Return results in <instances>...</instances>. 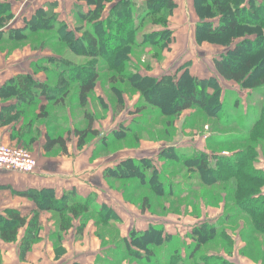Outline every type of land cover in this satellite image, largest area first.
Returning a JSON list of instances; mask_svg holds the SVG:
<instances>
[{"label":"rangeland","instance_id":"rangeland-1","mask_svg":"<svg viewBox=\"0 0 264 264\" xmlns=\"http://www.w3.org/2000/svg\"><path fill=\"white\" fill-rule=\"evenodd\" d=\"M71 1L74 6L78 4L75 0ZM174 1L176 3V0ZM179 1L180 4H175L176 7L171 11L163 9L156 17L151 18L145 15L144 0H131L135 5L136 24L139 26L136 31L137 45L131 48L130 58H128L125 67L123 66L118 71L124 72L126 68V72L129 74L138 72L152 78H161L162 75L169 73V76L177 79L181 78L183 73L188 72L189 75L198 80H212L220 93V106L208 116L195 107L182 112L180 115L163 114L157 108L161 101L157 94L154 95L157 93L154 87L146 89L142 95L128 87L127 81L122 86L117 85L116 81L120 73L116 72V69L111 70L108 65L109 62L106 61L100 63L97 60L94 65L95 72L99 75V82L96 85L98 94L94 93L89 96L84 106L78 104L73 91L75 87L70 84L69 93L67 92V98L64 101L65 114L52 109L57 118L55 125L65 124L60 128L63 131H71V136H73L72 132L75 129L83 130L86 128L88 123L85 119L86 115L89 114L93 117V127L98 136L96 138L90 137L83 149V151L92 152L91 162L95 160L93 162L96 163L97 167L100 169L104 167L103 169L108 170L107 167L112 165L113 167L110 169L119 168L122 162L126 160H147L146 162L150 163L151 169H157V171L164 169L166 180L174 187L172 188L173 194L165 195L160 192L163 195L158 197L154 191L140 187L136 178L115 177L107 179L105 170L103 173V192L108 199L112 200L113 205L115 204L114 210L117 211L115 213L119 218L118 223L108 222L103 231L104 237L100 239L97 224L89 219L86 221L84 233L81 236H78L73 230L67 238L66 246L70 252L65 258L76 255L87 257L97 252L96 256L99 257V261L95 258L96 263L102 264L107 256L118 259V254L115 253L116 248L124 255L120 241L124 238L122 237L124 230H126L127 235L125 237H127L130 231L142 232L137 231L134 227L146 226L152 221L158 220L163 228V225H173L176 231L186 233L181 238L174 235L173 242L170 244L171 249L178 247L180 257L186 264H194L196 261L207 264H264V261H260L264 257V251L260 250L261 253H258L256 247L242 237L250 229L245 222L248 219L244 214H238L232 199H224V194H222L220 200L215 203L209 202L207 205L194 201L192 204L189 203L192 201L191 197L199 196L200 191L203 190V186H205L203 177L200 174L197 176L195 171H187L188 169L184 167L173 165V167L167 168L170 161L167 160L166 156H163L165 150L174 147L178 153L184 154L182 156L191 157L194 154L204 153L208 155L211 163H214V158L217 155L230 157L236 153L233 151L251 145L248 141L249 130L260 117L261 110L264 109V86L257 89L242 88L234 82L221 78L213 67L214 59L225 56L230 49L246 43V40H254L255 36L235 37L228 46L225 45V42H228L231 36L221 40L218 44L210 43L204 39L206 36L203 33L198 34L197 25L202 21L195 14L193 0ZM250 1L243 0L244 6L247 7ZM254 1L264 5V0ZM0 4H8L13 14V18L8 21L7 27H3V31L0 30V38H7V33L3 34L4 30L14 29L11 24L15 17L17 20L21 19L25 5H22L20 0H0ZM62 5V10L69 8L68 0L67 2L64 0ZM74 6L71 14L69 13L70 20L67 21L65 18L64 23H70V25L65 24V28L68 27L67 29H71L74 34L76 32L79 36L86 30L87 25L84 22L83 26L81 21H78L74 14ZM109 6V3L104 4L107 9ZM144 15L145 17L142 19L141 17ZM140 19L142 20L140 21ZM161 19L164 22H160ZM208 20L218 25L225 19L216 16ZM162 30L168 33H163L161 37H158L155 32ZM150 33L156 36L148 37ZM35 36L41 40L33 41L31 37L17 43L5 44L0 42V68L11 67L12 69V63L15 62L14 68L28 69L29 64L34 61L36 63L31 65L33 73L35 71V73L41 74L43 82H47L48 76L49 82L55 85L57 79L53 65L46 63L47 59L53 60V58H48L49 55L57 56L55 58L58 60L73 66H84L87 70L93 63L86 56H75L57 40L46 45L40 43V41L54 37L47 31L40 32ZM157 38L160 39V43H152ZM119 64L118 62L116 67ZM192 73L197 74L193 76ZM123 86L125 90L122 89ZM123 90L125 93L123 92L121 95L120 91ZM179 96L181 97L180 92L177 95L173 94V98L168 101L169 106H172V103L174 104ZM119 123L128 124V127L119 128ZM22 127L21 125L17 133L14 132L16 134L13 133L15 137L20 133ZM129 128L135 129L134 132L130 134ZM36 133L39 135V130L36 129ZM114 133H118L120 137H116L117 140H112V143L110 141L108 144V139ZM26 136L23 134L22 138H17L18 140L9 146L23 147L31 153L36 161L37 158L30 149L31 145L27 146L24 142H20ZM71 143L77 151L81 152L82 149L77 148V137H74ZM259 145H261L259 148L256 147L257 154L253 167L264 172V143ZM58 155H61L58 150L51 153V156ZM127 185H130V189L125 188ZM261 190L263 191L264 187ZM90 196L95 199L94 195ZM144 199H149L158 216L142 211ZM111 207L113 208V206ZM203 222L217 224L222 233L211 238L208 235H200L201 248L193 259L190 258L187 261L186 258L195 245V242L191 240L193 229ZM77 223L80 224L81 222L76 221L74 224L76 227ZM56 225L51 213L42 215L40 232L42 237L38 242L40 244L37 249L38 252L29 254V258L33 260L40 258L41 264H55L54 262L58 259H55L54 254L50 251L49 244L52 242L50 236L47 239L45 232L48 231L50 234L51 229L56 230ZM117 225H120L121 228ZM49 227L51 229H48ZM20 234L22 235L23 231ZM257 237L264 240V236ZM48 240L49 242H47ZM111 250L113 252L110 253ZM45 256L47 260H42ZM135 261L124 258L120 264H138ZM61 262L62 260L56 264Z\"/></svg>","mask_w":264,"mask_h":264},{"label":"trees","instance_id":"trees-1","mask_svg":"<svg viewBox=\"0 0 264 264\" xmlns=\"http://www.w3.org/2000/svg\"><path fill=\"white\" fill-rule=\"evenodd\" d=\"M75 1L78 4L74 6V14L83 26L85 23L87 25L86 30L79 36L76 32L75 35L71 29H67L68 27L65 28L67 23H64L54 11L57 3H53L48 4L46 10L37 9L29 20L24 21L23 28L4 30L3 34L6 32L7 38H0V42L5 44L17 43L31 37L33 41H38L41 38L35 35L47 31L54 37L40 41V43L46 45L57 40L75 56H86L93 62L87 70L84 66H73L60 60L47 59L46 63L53 65L55 70L57 79L55 85L49 82L48 76L47 82L41 83L32 76L20 75L0 88V99L4 103L12 100L16 102L14 105L2 107L0 125L22 118L23 127L16 138H22L23 134L27 135L21 139L27 146L36 137L33 133L35 132V128H33L35 122L41 120L48 127L43 147L45 153L51 154L58 150L63 155L67 154L66 144L71 131H63L60 128L65 124L55 125L57 118L52 109L62 114L65 113L64 101L67 98V92L69 93L70 84L75 87L73 91L78 104L80 106L85 105L89 96L95 93L96 85L99 82V75L94 69L97 60L100 63L109 62L108 65L111 70L116 69V72L120 73L116 81L119 86L124 85V82L127 81L128 87L142 95L146 89L154 87L157 92L154 95L157 94L161 101L158 104L160 107L157 106V108L163 114L180 115L182 112L195 107L208 116L220 106V93L212 80H198L189 75L188 72L183 73L181 78L177 79L169 75L152 78L142 76L138 72L129 74L126 72V68L124 72L118 71L123 66L125 67L128 58H130L131 48L137 45L136 31L139 26L136 24L135 5L131 0ZM144 1L145 15L151 18L156 17L163 9L171 11L176 7L174 0ZM80 3L85 4L86 9ZM106 3L110 4L108 9L104 7ZM243 3V0H193V7L196 16L202 21L197 25L198 34L203 33L206 36L204 39L210 43L218 44L221 40L231 36V39L225 42V45L228 46L235 37L255 36L254 40H246V43L234 46L229 50V55L226 54L214 59L213 67L224 80L234 82L242 88L257 89L264 86V5L258 4L254 0H251L247 7ZM12 15L8 4H0V30L7 27L8 21L13 18ZM145 15L141 18L143 19ZM216 16L225 20L218 25L208 20ZM160 22H164V20L161 19ZM155 33L161 37L163 33L168 32L162 30ZM154 35L150 33L148 37H154ZM152 43L159 44L160 39L157 38ZM257 58L259 59L257 60ZM118 62L120 64L116 67ZM124 90L120 91L121 95ZM210 90L211 92H209ZM179 92L181 97H177L174 104L169 106L168 101L173 98V94L177 95ZM160 93L162 94L160 95ZM40 99L46 104L40 106L38 115H29L28 112H33L39 106ZM85 119L88 122L86 128L83 130L75 129L72 132V135L77 137L79 150L86 145L90 137L96 138L98 136L93 127V117L88 114ZM134 130L129 128L130 134ZM64 135L66 138L63 137ZM116 137H120V135L114 133L107 143L110 144V141L112 143ZM248 141L251 144L249 147L245 146L240 150L233 151L236 153L230 157L217 155L214 158V163H211L208 155L204 153L194 154L191 157L182 156L184 154L178 153L174 147L165 150L163 156H166L167 160L170 161L167 168H171L173 165L184 167L188 169L187 171H195L197 176L203 177L205 184L203 190L200 191L199 196L191 197L192 201L189 203L192 204L193 201L195 203L202 202L206 205L209 202L215 203L220 200L222 194H224V199H232L238 214H244L248 219L245 222L250 229H248L247 234L242 236L243 239L251 242L258 253H261L260 250L264 251V240L257 236H264V190H261L264 187V172L254 169L253 164L257 154L256 147L259 148L261 146L259 144L264 143V109L261 110L260 117L250 128ZM146 161L126 160L122 162L119 168L106 170L105 177L107 179L115 177L136 178L140 187L154 191L158 197L163 194H173L172 188L174 186L166 180L164 169H159L160 172L157 169H151L150 163ZM214 166L215 169H213ZM230 182L232 183L230 184ZM216 185L218 188L215 187ZM125 188L130 189V185ZM16 194L33 203L35 210L28 214H22L17 210L4 211L0 215V242L12 244L19 239L18 258L20 261L25 260L26 255L40 240L41 213H51L57 224L56 230L50 233L55 259H59L65 254L62 245L63 237L67 232L74 229L76 234L81 236L84 233L86 221L92 219L97 224L99 238L103 239V231L106 229L107 223L110 221L118 223L119 220L111 209L106 206H97L92 196L82 198L74 192H70L57 198L51 189L28 190ZM142 211L149 212L153 216L157 215L149 199H144ZM76 221L81 222L77 227L74 225ZM21 231L23 234L19 238ZM220 233L222 232L217 224L203 222L195 227L191 236L195 245L186 260L193 259L200 250L202 245V242L199 241L200 235H208L211 238ZM120 241L124 255L116 248L115 253L118 254L119 260L116 256H114L116 259L107 256L102 264H120L124 258L136 260L135 262L138 264H186L180 257L178 247L171 249L170 244L173 242V237L167 235L161 225L150 226L143 232L130 231L128 236ZM112 250L114 251V249ZM112 250L110 253L113 252ZM96 260L99 261L98 256H96ZM260 261L263 262L264 257ZM94 264L100 263L95 261ZM194 264L207 263L196 261Z\"/></svg>","mask_w":264,"mask_h":264},{"label":"crops","instance_id":"crops-1","mask_svg":"<svg viewBox=\"0 0 264 264\" xmlns=\"http://www.w3.org/2000/svg\"><path fill=\"white\" fill-rule=\"evenodd\" d=\"M15 1V0H14ZM64 0H20L22 5H25V10L22 12V16L20 20H17L16 17L13 21L12 28L19 29L24 27V21L29 20L34 12L42 8L44 10L47 9L48 4H55L57 3V8L55 12L58 13L59 18L64 21L66 18L67 21L70 20L69 13L71 14L72 8H73V2L71 0H68L69 8L62 10V4ZM67 2V0H66ZM12 3H15L12 1ZM176 4H180L179 0H176ZM80 5L85 7V4ZM29 6V7H28ZM13 11V10H12ZM62 12V13H61ZM14 13V12H13ZM15 14V13H14ZM69 19V20H68ZM67 23V22H66ZM70 25V23H67ZM57 56L49 55L48 58H53L56 61L58 60L55 58ZM42 58V57H41ZM46 58V55H45ZM18 61V60H17ZM36 62H32L29 64L28 69L26 68H14L16 65L15 62L12 63V69L4 67L0 68V88L10 81L11 79H15L20 75H29L32 76L35 80L39 82H43L41 78V74L33 73L31 69V65ZM142 75V73H140ZM193 76L196 74L192 73ZM165 75H169V73H166ZM144 76V75H142ZM164 76V75H162ZM95 94H98L97 89L95 90ZM39 106L34 109L33 112H28L29 115L36 116L39 114L40 106L45 105L46 103L40 99ZM16 102L14 100L4 103L0 99V111L3 106L5 105H14ZM65 114V113H64ZM23 125V119L20 118L16 121L8 122L7 124L3 123L0 125V144L9 145L13 144V142H16L18 139L15 137L14 134L18 132V129ZM64 126V125H63ZM46 125L41 121L38 120L35 122V132L34 133V141L30 144V149H32V153L36 156V162L37 166L32 174H19L15 172H7L4 170H0V215L3 214L6 210H17L21 212L22 214H28L30 211L35 210V206L33 203L28 201L25 198H21L17 196L16 193L24 192L28 190H42V189H51L54 191L55 196L57 198H60L65 193L74 192L77 196L86 198L90 195L95 196V204L97 206H106L107 208L111 209L114 213L117 212L114 210V206L111 199H108L106 194L103 192V173L106 169H103L96 166V163L91 162L90 158L92 155V152L90 150V153L87 151H83L84 147L82 148L81 152L77 151L75 146L72 145L71 141L73 140V136H67L69 140L67 141V154L58 156H49L47 155L43 149L45 144V134L47 132ZM128 124H120L119 128H127ZM48 128V127H47ZM39 130V135L36 133ZM16 132V133H14ZM14 133V134H13ZM38 136V138H37ZM66 138V135L63 136ZM76 138V137H75ZM71 140V141H70ZM75 141V140H74ZM20 142H23L22 140ZM93 151V150H92ZM113 165L110 167H107L108 169L112 168ZM96 168V169H94ZM113 206V208L111 207ZM119 211V210H118ZM43 214L47 213H41V217ZM116 214V213H115ZM75 224V223H74ZM148 225H161L159 221L156 222L152 221ZM141 226L134 227L137 231H146L149 227ZM163 225V224H162ZM78 226V223H77ZM119 228H121L120 225H117ZM165 228V233L170 236L176 235L177 237H180L185 235L186 233L183 231H179L175 229V226H169V225H163ZM177 228V227H176ZM48 229H51L50 227ZM67 232L65 236L63 237V248L65 249V254L61 256L59 259L62 260L60 264H93L96 258L97 254L88 255L86 256H74L70 258H65V256L70 252L68 251V248L66 246L67 238L71 235L72 231ZM55 230L51 229V233H53ZM125 232V233H124ZM122 237L125 238L126 230H124ZM47 234V239H49L50 234L48 231L45 232ZM22 235L19 233V238ZM40 237L42 235L40 234ZM49 242V240L47 241ZM51 244V245H50ZM50 251L52 254L55 253L53 249V244L50 243ZM18 245H19V239L16 243L12 244H4L0 242V264H41L40 258L37 260H33L28 257L29 254H34L38 249L39 243L35 244L32 248V250L27 254L24 261H20L18 258ZM82 254V253H81ZM74 255V254H73ZM57 260L54 262L55 264L57 262H60V260ZM42 260H47V257L45 256ZM44 264V263H42Z\"/></svg>","mask_w":264,"mask_h":264},{"label":"built area","instance_id":"built-area-1","mask_svg":"<svg viewBox=\"0 0 264 264\" xmlns=\"http://www.w3.org/2000/svg\"><path fill=\"white\" fill-rule=\"evenodd\" d=\"M36 161L29 151L20 146L0 144V170L19 174H32Z\"/></svg>","mask_w":264,"mask_h":264}]
</instances>
